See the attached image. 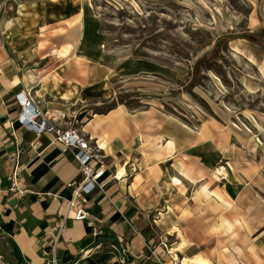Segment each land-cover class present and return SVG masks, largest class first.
Masks as SVG:
<instances>
[{"label": "rangeland", "instance_id": "rangeland-1", "mask_svg": "<svg viewBox=\"0 0 264 264\" xmlns=\"http://www.w3.org/2000/svg\"><path fill=\"white\" fill-rule=\"evenodd\" d=\"M66 4L75 43L50 44L43 29L36 53L71 55L75 75L89 72L87 86L103 89L96 104L80 110L81 118L122 106L129 113L149 111V135L158 125H175L185 135L183 156L172 164L164 160L162 167L173 174L170 166L179 165L186 177L180 205L195 212L188 218V211L186 221H201L203 231L185 232V239L181 231L163 232L156 210L147 208V224L160 246L147 243L149 253L169 264L196 255L211 264H264V0ZM45 16L55 18L53 7L43 8ZM162 144L149 142V152ZM104 163L114 175L125 166L114 168L105 155ZM182 240L187 245L177 249Z\"/></svg>", "mask_w": 264, "mask_h": 264}, {"label": "crops", "instance_id": "crops-1", "mask_svg": "<svg viewBox=\"0 0 264 264\" xmlns=\"http://www.w3.org/2000/svg\"><path fill=\"white\" fill-rule=\"evenodd\" d=\"M49 7L56 16L43 20V8ZM69 9L66 0H0V252L11 264H46L52 259L59 264H169L149 253L147 243L157 250L160 246L145 209L156 210L155 222L163 232L181 231L184 237L188 231H203V225L186 221L188 211V218L196 215L180 205L186 199L181 191L186 177L179 165L170 166L173 174L162 167L164 160L172 164L183 156L184 132H176L175 125H158L149 135V111L129 113L115 106L81 118V133L99 145L114 168L125 166L116 169V176L106 171L101 187L85 197L87 218L67 217L61 228L54 226L61 213L73 214V208L66 206L71 196L67 183L79 182L81 174L72 154L53 143V132L36 135L19 123L21 107L15 94L25 92L47 122L59 129L77 125L80 110L88 111L102 97L103 89L87 86L89 72L75 75L71 55L36 53L43 29L49 30L50 44L75 43ZM43 21L54 24L45 26ZM83 22L77 40L83 36ZM176 128L180 131L179 125ZM35 138L38 145L30 147ZM162 141L161 147L149 152V142ZM15 163L18 194L10 190ZM165 172L170 178L165 179ZM106 235L118 237L122 252L111 239L94 244ZM197 256L201 255L191 258L194 264ZM182 260L176 263L183 264Z\"/></svg>", "mask_w": 264, "mask_h": 264}, {"label": "built area", "instance_id": "built-area-1", "mask_svg": "<svg viewBox=\"0 0 264 264\" xmlns=\"http://www.w3.org/2000/svg\"><path fill=\"white\" fill-rule=\"evenodd\" d=\"M15 100L21 107L18 115L19 123L29 131L39 135L45 130L54 133L53 143L61 151H69L73 160L77 163L78 171L81 174L79 182H69L67 186L71 188V196L66 202L67 208H73V214L61 213V218L55 221V227L61 228L65 224V218L83 220L88 217L86 206V196L97 187H101V178L106 172L104 155L100 153V147L93 143L91 139L85 137L77 126H70L59 129L47 122L45 116L41 114L38 106L33 103L27 94L19 91L15 94ZM30 147L38 145L35 138L29 143ZM16 163L11 172L10 190L18 194L21 191L17 188ZM116 176V175H115ZM154 253V250H152ZM0 264H11L0 252ZM46 264H59L55 259Z\"/></svg>", "mask_w": 264, "mask_h": 264}, {"label": "bare ground", "instance_id": "bare-ground-1", "mask_svg": "<svg viewBox=\"0 0 264 264\" xmlns=\"http://www.w3.org/2000/svg\"><path fill=\"white\" fill-rule=\"evenodd\" d=\"M187 245V242L186 241H182V242H180L179 244H178V246L176 247L177 249L178 248H183V247H185ZM184 250V249H183ZM178 251V250H177ZM196 258H198V259H201V261L203 262V264H210V262H208L207 261V259H205L204 257H202V256H197ZM182 263L183 264H194V259H191V258H184L183 260H182Z\"/></svg>", "mask_w": 264, "mask_h": 264}, {"label": "water", "instance_id": "water-1", "mask_svg": "<svg viewBox=\"0 0 264 264\" xmlns=\"http://www.w3.org/2000/svg\"><path fill=\"white\" fill-rule=\"evenodd\" d=\"M82 116H83V114H80V115L77 117V120H79ZM104 239H111V240L115 241V242H116V245H117V248H118V251H119V252H122L121 244H120V242H119V239H118V237L115 236V235H106V236L100 237V238H98V239L94 242V244H97V243H99L100 241H102V240H104Z\"/></svg>", "mask_w": 264, "mask_h": 264}]
</instances>
